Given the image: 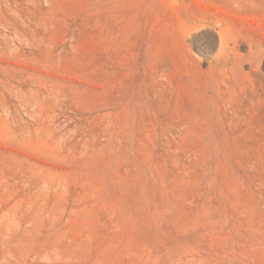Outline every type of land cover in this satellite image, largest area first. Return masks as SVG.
<instances>
[{
    "label": "rangeland",
    "instance_id": "rangeland-1",
    "mask_svg": "<svg viewBox=\"0 0 264 264\" xmlns=\"http://www.w3.org/2000/svg\"><path fill=\"white\" fill-rule=\"evenodd\" d=\"M0 264H264V0H0Z\"/></svg>",
    "mask_w": 264,
    "mask_h": 264
}]
</instances>
